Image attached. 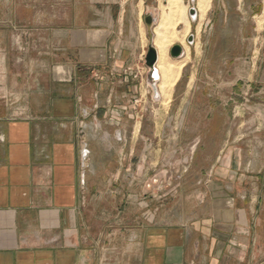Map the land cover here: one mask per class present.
Here are the masks:
<instances>
[{"label":"crops","instance_id":"0c3cea01","mask_svg":"<svg viewBox=\"0 0 264 264\" xmlns=\"http://www.w3.org/2000/svg\"><path fill=\"white\" fill-rule=\"evenodd\" d=\"M51 1L0 0V264H264V138L195 128V96L234 95L264 133V32L189 77L190 155L152 178L126 1Z\"/></svg>","mask_w":264,"mask_h":264},{"label":"rangeland","instance_id":"374dc122","mask_svg":"<svg viewBox=\"0 0 264 264\" xmlns=\"http://www.w3.org/2000/svg\"><path fill=\"white\" fill-rule=\"evenodd\" d=\"M125 1L126 24L130 25L133 42L137 45L140 65L144 69V75L149 78L150 82L149 107L144 116L142 114V117H139V122L137 118V124L140 123L145 127L142 133L145 138L141 139L143 141H141L140 147L143 146V142L145 141L149 143L146 150L147 154L149 153L152 161L156 162V165H152V178L155 176V178H158L159 174L171 176L179 172L181 168L176 166L180 162H184L190 155L188 154L190 152L188 144L190 135L179 138L176 132L182 124L187 125L194 122V118L191 115L186 116L185 110L188 107L189 100L186 98L187 95H182L183 92L186 93L189 87L186 84L189 81V77L193 73L198 75L199 69L207 67L208 62L211 63L212 67L218 65V61H213L218 55L226 53L233 55L240 54L246 45V43L241 41L240 37H252L253 35H257V32H260L261 36L263 35L264 0H243V4L241 5L237 3V0H209V7L205 15L200 16L198 14V18L194 22L189 19L192 16L186 14L188 7L190 5L193 7V5L190 4V0H182L185 7L183 13L185 18L181 22L175 23L174 26L172 24L173 27L171 25L167 26L171 35H175H173L172 40L165 44L164 56L165 59L167 58L165 68H169L174 64L179 67V71L174 82L165 93L162 90L163 88L160 87V84L166 78V74L163 71L164 68L157 65V71H159L160 75L157 90L154 85L156 81L151 79L150 69L145 64V55L150 44L156 47L154 42L156 39L155 28H157L163 16L162 13L167 15L169 12L166 2L162 0ZM46 2L44 1V3ZM51 4L53 11H63V0H53ZM6 7H8L7 11L9 14L21 11L17 10L16 0H8V6ZM163 10L164 12H162ZM147 15H151L153 18L150 23L145 21ZM191 34L194 35V41L189 43L187 42V38ZM175 44L182 46V54L178 57H173L170 54V48ZM200 71L203 70L200 69ZM253 103L255 102L252 100L241 102L239 97L235 98L234 95L233 100L225 102H215L195 96V128L198 124L207 123L205 114L211 107L218 109L219 112L225 109L224 112L226 113L235 110L238 115L231 123H227V125L233 127L232 139L238 140L240 126H242V131H246L247 127H253L244 133V137L248 136V139L254 137L264 138L262 129L256 131L254 128L262 124L260 123V117L254 118L251 117L253 113H247V108L253 109L257 107ZM224 120H227V117H213L211 124L221 125ZM196 134L197 130L195 129ZM182 142L184 145L181 144ZM138 151L140 150L138 149ZM160 159L164 163L163 166L160 165Z\"/></svg>","mask_w":264,"mask_h":264},{"label":"bare ground","instance_id":"6f19581e","mask_svg":"<svg viewBox=\"0 0 264 264\" xmlns=\"http://www.w3.org/2000/svg\"><path fill=\"white\" fill-rule=\"evenodd\" d=\"M162 1L166 2V7L169 10V12L167 13V15H164L165 13L164 14L162 13L163 16H162L161 20L159 21L157 28H155L156 29V31H155L156 39L154 42H155L157 48L154 45L153 46L156 48V50L158 49L157 50V56H156L158 64L156 62V66H155L156 71L158 70L157 65H159V66H162L164 68V70L163 69L162 70L166 74V78H165L164 82L162 84L159 83L161 85L160 87L163 88L162 90H164V93H165L168 90V88H170L171 84L174 82L175 77L177 76L178 71H179V67H177L174 64L172 66H170L169 68H165V64L167 63V60H166L167 58L165 59V56H164L165 44H167L170 40H172L173 35H175V34L171 35V32H169V27H167V26H169V25L172 26V24L174 26L175 23L181 22L185 18L184 14H183L185 11V7L183 5L182 0H162ZM195 1H196V6H195ZM190 4H192L193 7L197 10L196 16H193L191 18L188 16L189 19L192 22H194L197 20L198 14L200 16L205 15V13L209 7V0H190ZM190 7H191V5L188 7V9ZM188 9H187V13H188ZM162 12H164V10ZM158 52H159V55H158ZM157 72H158V80L155 82L154 85L156 86V88L158 90L157 83L160 79V75H159V71H157ZM167 93H169V92H167Z\"/></svg>","mask_w":264,"mask_h":264},{"label":"water","instance_id":"95a60500","mask_svg":"<svg viewBox=\"0 0 264 264\" xmlns=\"http://www.w3.org/2000/svg\"><path fill=\"white\" fill-rule=\"evenodd\" d=\"M196 12L197 10L194 7H190L188 9V13L190 16H196ZM151 19H153L151 17V15H147L145 17V21L147 23L151 22ZM194 41V35L191 34L188 36L187 38V42L192 43ZM170 54L173 57H178L182 54V46L180 44H175L170 48ZM157 50L156 48L153 46V44H150L148 46V50L147 53L145 55V64L148 66V68L150 69V77L153 81H157L158 80V72L156 71V62H157Z\"/></svg>","mask_w":264,"mask_h":264}]
</instances>
